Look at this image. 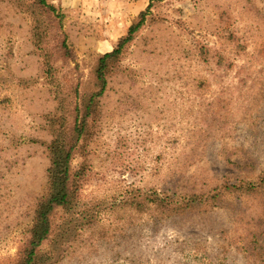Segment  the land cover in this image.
Wrapping results in <instances>:
<instances>
[{
    "label": "rangeland",
    "instance_id": "obj_1",
    "mask_svg": "<svg viewBox=\"0 0 264 264\" xmlns=\"http://www.w3.org/2000/svg\"><path fill=\"white\" fill-rule=\"evenodd\" d=\"M47 1L63 14L73 58L60 57L53 29L52 80L34 50L29 3L0 0V264L16 257L46 191L55 91L87 90L95 57L149 2L72 163L82 172L75 213L91 221L57 244L54 264H264V186L172 212L133 199L264 176V0Z\"/></svg>",
    "mask_w": 264,
    "mask_h": 264
},
{
    "label": "trees",
    "instance_id": "obj_2",
    "mask_svg": "<svg viewBox=\"0 0 264 264\" xmlns=\"http://www.w3.org/2000/svg\"><path fill=\"white\" fill-rule=\"evenodd\" d=\"M152 1V0H150ZM31 13V37L35 52L42 59L44 75L53 78V49L48 40L53 29L60 34L56 51L64 59L71 58V50L66 36L60 33L63 14L60 9L47 0H27ZM151 2L139 13L112 50L95 57L92 67L90 87L82 93L77 89L75 95L61 94L56 90L57 104L54 111L45 117V125L51 135L46 146L49 166L45 193L38 199L27 229L26 238L11 264H54L60 258L55 256L58 245H65L70 235L90 222L87 213L76 214L79 204L78 190L82 172L73 167L75 157L83 155L85 142L91 136L99 117L100 98L104 94L108 78L116 67L124 47L131 43L135 33L145 21ZM264 186V176L258 183H228L206 193H175L160 195L155 191L145 196L134 195L137 205L142 202L161 211L186 210L196 206L216 205L226 191L246 190L255 192ZM59 221V218H61ZM58 226L59 229H56ZM57 230V231H56ZM48 245V248H45ZM56 261V262H55Z\"/></svg>",
    "mask_w": 264,
    "mask_h": 264
}]
</instances>
